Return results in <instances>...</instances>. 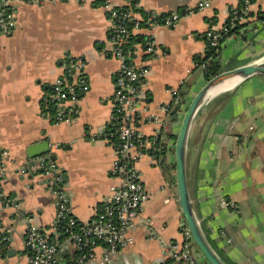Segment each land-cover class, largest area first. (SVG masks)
Wrapping results in <instances>:
<instances>
[{
    "label": "crops",
    "instance_id": "0c3cea01",
    "mask_svg": "<svg viewBox=\"0 0 264 264\" xmlns=\"http://www.w3.org/2000/svg\"><path fill=\"white\" fill-rule=\"evenodd\" d=\"M201 1L113 0L116 7L134 8L143 20L152 10L160 16L180 14L173 25L145 24L132 33L144 40L129 62L150 68L142 81L136 124L147 151L137 168L151 194L142 213L153 220V227L136 228L134 244L121 253L125 262L151 263L160 258L162 242L184 240L187 224L174 144L184 109L207 82L204 66L195 59L208 51L206 33L221 28L231 8L243 6L242 0H210V6L199 10ZM14 6L15 28L11 33L0 29V166L2 162L7 169L2 189L9 198L0 211L12 239L0 249V264H29V218L46 232L57 217L43 175L30 179V171L21 173L30 164L31 145L49 141L57 155L54 161L68 176L70 212L80 221L92 220L98 205L122 183L113 172L119 138L111 126L120 63L104 54L112 53L114 43L101 0H15ZM250 9L241 28L221 45L218 59L227 69L264 60V0H253ZM149 36L156 40L151 54L143 52ZM68 56L86 62L89 89L80 95L75 119L57 123L42 102L52 101V84L64 74ZM94 132L98 136L92 140ZM159 136L166 147L165 166L162 156L150 151ZM186 171L193 212L220 259L225 264H264V76H249L202 104L189 131ZM10 248L17 253L9 255ZM193 249L199 250L195 243ZM197 261L210 264L203 255ZM169 264L186 262L171 259Z\"/></svg>",
    "mask_w": 264,
    "mask_h": 264
},
{
    "label": "built area",
    "instance_id": "2783aa9c",
    "mask_svg": "<svg viewBox=\"0 0 264 264\" xmlns=\"http://www.w3.org/2000/svg\"><path fill=\"white\" fill-rule=\"evenodd\" d=\"M15 0H1L0 29L11 33L16 26L14 6ZM28 3L41 4L44 0H22ZM112 24V54L118 59L120 66L115 77L117 86L111 115V126L117 131L119 138L118 155L113 165V172L122 178V183L112 194L97 207L95 217L90 221H80L70 212V198L66 193L63 171L49 154L40 157L41 163L21 168L23 175L29 174L36 166L43 167L47 189L54 196L57 210L56 220L49 231H42L29 218L25 234V248L28 252L29 264H169L171 259H183L194 264L202 253L193 249V239L189 229L183 231L184 240L162 242L160 258L151 263L125 262L121 253L135 242L136 228L153 227V220L143 216L142 207L150 199L151 194L141 179L137 162L147 154L142 146L144 139L138 131L136 118L140 112L142 99L140 89L143 79L149 73L148 66L137 67L128 58L138 52L137 44L125 48L129 36L135 29L148 28L159 23L173 25L180 19L178 12L160 16L152 10L143 20L132 7H116L113 0H101ZM241 8H231L227 22L221 28H211L206 33L208 45L219 48L221 41L232 34V29L242 24L251 13L253 0H242ZM211 5L210 0L199 2L201 10ZM142 23V24H141ZM134 47V49H133ZM145 53H154L156 40L149 36L145 41ZM202 66H205L203 64ZM86 62L78 57H67L64 74L52 84V100L55 105L54 120L58 122L73 121L79 112L80 95L89 89L84 75ZM177 98V91L173 92ZM94 132L91 139L95 140ZM0 166V210L7 205L9 198L2 189V180L7 174L5 165ZM230 203H227L229 205ZM235 206V205H232ZM65 221L64 227L61 222ZM155 236L154 234H151ZM11 240V229L5 227L0 211V249Z\"/></svg>",
    "mask_w": 264,
    "mask_h": 264
},
{
    "label": "water",
    "instance_id": "95a60500",
    "mask_svg": "<svg viewBox=\"0 0 264 264\" xmlns=\"http://www.w3.org/2000/svg\"><path fill=\"white\" fill-rule=\"evenodd\" d=\"M252 75L264 76V60L245 64L231 69H223L215 76L207 80V82L201 87V89H199V91L196 93V95L188 104L184 116L182 118L181 126L177 133V137L174 144L177 189H178L179 200L181 203L182 211L187 224V228L191 233L193 242L196 244L199 251L202 253V255L210 264H225V263L215 253V251L212 249V247L209 245L206 238L204 237L199 222L195 217L191 205V200L188 191V184H187V171H186V155H187L189 131L191 128L193 118L195 117L199 108L202 106V104L205 101L212 98V97L208 99L206 98L208 91L212 87L218 85L219 83L225 81L226 79L235 76H241L243 79H245ZM174 119H177V115L174 116ZM47 154L51 156L52 160L57 159V155L55 153H51L49 141H42L40 143L31 145L28 148L29 163L35 166L37 165V163H41V160L38 159ZM38 173L43 175V177L45 178L43 167H40L38 170H32V171L30 170V174L27 177L31 179L32 177H34L33 175ZM63 178L65 183H68V176L66 173H63ZM44 180L46 181V178ZM10 243L11 241L8 243V245H10ZM16 253L17 251L14 248H10L9 255L11 254L15 255ZM180 260L181 262L184 261L183 259ZM186 264H190V263H186ZM194 264H198V261L196 260Z\"/></svg>",
    "mask_w": 264,
    "mask_h": 264
},
{
    "label": "trees",
    "instance_id": "16d2710c",
    "mask_svg": "<svg viewBox=\"0 0 264 264\" xmlns=\"http://www.w3.org/2000/svg\"><path fill=\"white\" fill-rule=\"evenodd\" d=\"M241 25L242 24H239L237 27L232 29V33L238 31L241 28ZM143 40H144V37L142 34H135V35L131 34L128 38V43L124 47L126 49L127 48L130 49V48H132V45H134L135 43L143 42ZM223 42H224V39L221 41V45ZM221 45L219 48H213V47H210L208 45V51L206 52V55L204 57H196V59H195L198 65L205 64L204 68H205V76H206L207 80H209L211 77L215 76L217 73H219L220 71H222L224 69V67L222 66V64L220 63V61L218 59L220 49L222 48ZM42 107H43L44 111L45 110L50 111L52 114L55 113L54 102H53V100L51 101V99H49V98L43 100ZM174 113H176V112H174ZM150 151L154 155L162 156V158H160V164L162 166L166 165V161H165V157H164V154L166 152V147L163 143H161L160 136L157 137L156 142L154 144V147H152L150 149ZM65 223H66L65 221L61 222V227H64ZM3 248H4V246H3Z\"/></svg>",
    "mask_w": 264,
    "mask_h": 264
},
{
    "label": "bare ground",
    "instance_id": "6f19581e",
    "mask_svg": "<svg viewBox=\"0 0 264 264\" xmlns=\"http://www.w3.org/2000/svg\"><path fill=\"white\" fill-rule=\"evenodd\" d=\"M243 78L241 76H235L229 79H226L225 81L219 83L218 85L212 87L208 93L206 98H211L219 93L230 91L234 89L241 81Z\"/></svg>",
    "mask_w": 264,
    "mask_h": 264
},
{
    "label": "rangeland",
    "instance_id": "374dc122",
    "mask_svg": "<svg viewBox=\"0 0 264 264\" xmlns=\"http://www.w3.org/2000/svg\"><path fill=\"white\" fill-rule=\"evenodd\" d=\"M222 66L224 67V69H227V66H226V64L224 63H222ZM187 108V107H186ZM186 108L184 109V111H186ZM185 113V112H184Z\"/></svg>",
    "mask_w": 264,
    "mask_h": 264
}]
</instances>
